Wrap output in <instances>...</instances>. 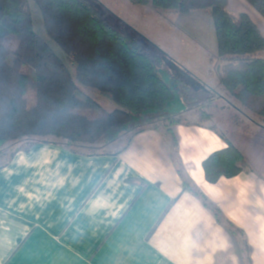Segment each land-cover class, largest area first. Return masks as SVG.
Wrapping results in <instances>:
<instances>
[{"label": "crops", "instance_id": "obj_1", "mask_svg": "<svg viewBox=\"0 0 264 264\" xmlns=\"http://www.w3.org/2000/svg\"><path fill=\"white\" fill-rule=\"evenodd\" d=\"M227 4L264 34V18L245 0ZM191 16L197 26L203 15ZM207 58L215 62L214 55ZM174 60L187 75L173 80L174 102L164 112L135 116L121 132L155 115L191 118L171 126L176 156L166 121L102 144L96 154L35 142L0 163V264H264V128L246 117L219 128L216 113L231 105L218 99L217 64L198 74ZM197 60L203 58L190 64ZM197 110L211 116L207 123L198 124ZM230 144L247 169L209 183L203 161ZM185 181L243 234L245 249L239 235L185 190Z\"/></svg>", "mask_w": 264, "mask_h": 264}, {"label": "trees", "instance_id": "obj_2", "mask_svg": "<svg viewBox=\"0 0 264 264\" xmlns=\"http://www.w3.org/2000/svg\"><path fill=\"white\" fill-rule=\"evenodd\" d=\"M31 1L42 15L47 37L64 52L68 64L75 67V79L80 86L109 95L118 108L95 119L81 114L85 110L95 111L99 104L92 98L77 97L78 87L68 64L45 38L34 32L32 14L24 10L27 0H0V157L9 156L5 164L22 143L60 144L76 150L89 145L100 149L108 131L130 127L135 116L164 112L174 102L176 93L170 81L182 82L187 76L184 71L167 56H161L164 52L154 56L145 52L142 39L137 40L113 17H105L107 12L96 0ZM245 1L264 18V0ZM129 2L135 7L165 10L176 16L208 12L217 41L215 63H226L218 67L222 69L220 83L230 96L229 103L251 124L264 128V59L247 58L264 51V34L248 15L230 13L228 0ZM8 36L18 39L14 52L5 45ZM11 54L12 64L8 62ZM158 63L165 64L163 75ZM25 67H31L35 76L32 106L26 98L29 77ZM203 115L198 121L200 125L211 117ZM182 123H188L187 119H177L164 130L175 156L178 143L171 126ZM202 166L207 181L217 183L222 177L235 178L248 164L243 153L230 144L211 154ZM184 184L185 190L199 196L219 222L239 235L245 249L243 234L200 192L190 189L186 181Z\"/></svg>", "mask_w": 264, "mask_h": 264}, {"label": "rangeland", "instance_id": "obj_3", "mask_svg": "<svg viewBox=\"0 0 264 264\" xmlns=\"http://www.w3.org/2000/svg\"><path fill=\"white\" fill-rule=\"evenodd\" d=\"M98 2L99 6L107 12V15L105 17H113L115 22H118L122 27L126 30H130L131 33H133L138 39H142V45L144 47V51L148 52L151 56H154V54L159 55L162 52H164V56H167L170 60L180 61L183 63V67L188 68L191 73L192 72H198V74H202L206 72L208 66H218L219 62L209 63L208 56L214 55V51L216 49L215 44L217 46V41L215 38V31L213 29V21L210 17L209 13L206 11H197L192 13L193 14H200L202 16V20L196 25L194 23L190 22L191 17L193 16H179L174 15L168 11H161L154 8H144V7H135L133 6L129 0H96ZM24 10H28L30 14H32L33 17V27L34 32L47 40L49 43L51 49L55 51V53L66 63L67 58L64 54V52L57 46L55 42H53L50 38L46 35L45 26H43V18L41 13H39L37 6L34 4L33 1L27 0L26 5L24 6ZM231 13V12H230ZM237 16L238 14H233ZM184 17V18H182ZM192 20V19H191ZM259 25V24H258ZM195 26V27H194ZM261 27V26H259ZM261 29H263L261 27ZM204 33L208 36V38H202L201 34ZM200 38H199V37ZM155 37V39H154ZM160 40L161 43L156 42ZM5 45L7 49L11 52H14L17 49L18 46V39H15L14 37H6L5 39ZM214 42V45H213ZM147 44V45H146ZM152 47L153 51L150 50L149 46ZM142 50V51H143ZM173 56L174 59L171 57ZM193 57L197 58H203V60H197L200 61L198 64H190V61ZM247 58L253 59H264V51H259L254 53L253 55L248 56ZM14 61V55L11 54L8 57V62L12 64ZM202 61V62H201ZM226 64L225 62H220L219 66ZM70 73L72 74L75 84L78 87V90L76 92L77 97L79 98H92L95 99L98 104L99 108L94 110H85L80 112L81 114H86L89 118L95 119L98 117L106 116L107 114L115 111L118 106L112 101L111 97L109 95H105L97 90H93L90 88H87L85 86H80V84L75 79V67L72 64H68ZM158 69L166 73V67L165 64L158 63L157 64ZM168 67V66H167ZM25 74L29 77V82L27 85V92H26V98L27 101H29V106H32V104L35 103V91L36 88L34 86L35 76L34 71L30 67H25L24 69ZM195 70V71H194ZM214 72V71H213ZM222 73V69L218 67V72L215 73L216 75L220 76ZM214 78V77H213ZM171 86L175 89L176 83L174 81H170ZM216 90L218 93V99L221 98V101L223 105L230 104V96L226 93V91L223 90L222 85L219 81L215 83ZM217 99V100H218ZM230 108L224 109L221 108L218 110L216 115L218 116L216 119V124L218 127H224L223 123L229 122L234 120V118L239 117L238 120L244 119L245 116L240 115L236 107H234L232 104H230ZM201 109V108H200ZM203 109V108H202ZM201 110L196 111V117L197 122L200 120V116L202 115ZM180 118L183 117H169V120L164 118L162 115L153 116L148 118L145 122L135 123L133 128L128 130L125 133H122L120 126L118 129H113L108 131V135L102 140V144L104 145L106 142L104 140L107 139V143L113 142L114 140L123 139V141H127L130 139V137L134 134V132L142 131L146 127H154L156 129L168 126L172 123H174L177 119L180 120ZM187 119V118H184ZM191 120V118H188L187 121ZM167 121V122H166ZM135 122V121H134ZM133 122V123H134ZM166 122V123H165ZM207 123V120L204 121ZM212 123V122H208ZM230 123V122H229ZM232 126V124H228ZM225 129H228L227 127ZM165 130V127H164ZM117 132L120 134L117 137ZM177 140V138H176ZM121 141V140H119ZM101 143V142H99ZM178 143V142H177ZM120 144V143H119ZM25 145V143H22L20 145V149H22V146ZM100 145V144H99ZM179 146V143H178ZM87 149H81L82 152L90 153V154H96L98 149L95 150V147L87 145ZM106 151H108V148H104ZM9 157V156H8ZM6 157H0V163L2 161H6L8 158ZM245 171V170H244Z\"/></svg>", "mask_w": 264, "mask_h": 264}]
</instances>
